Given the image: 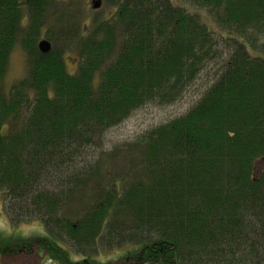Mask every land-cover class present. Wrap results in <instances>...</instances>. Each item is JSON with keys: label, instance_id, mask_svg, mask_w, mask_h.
<instances>
[{"label": "trees", "instance_id": "16d2710c", "mask_svg": "<svg viewBox=\"0 0 264 264\" xmlns=\"http://www.w3.org/2000/svg\"><path fill=\"white\" fill-rule=\"evenodd\" d=\"M106 1L115 17L101 40L100 28L77 35L71 74L63 53H38L49 0H0L4 214L15 225L38 220L48 236L34 244L60 264L106 244L129 248L113 264H264V0H182L208 10L225 37L173 0ZM18 45L27 76L6 92ZM208 60L222 61L213 87L185 115L110 152L109 183L83 160L135 110L182 99ZM73 163L66 181L51 172ZM76 199L88 210L73 224ZM31 243L17 247L31 253Z\"/></svg>", "mask_w": 264, "mask_h": 264}, {"label": "rangeland", "instance_id": "374dc122", "mask_svg": "<svg viewBox=\"0 0 264 264\" xmlns=\"http://www.w3.org/2000/svg\"><path fill=\"white\" fill-rule=\"evenodd\" d=\"M90 3L89 0H75L70 2L49 0L50 6L47 7L49 19L42 29L39 40L43 37H48L51 43L54 42L58 45V47L55 46L58 50L61 49L59 48L60 44L66 46L65 49L61 50L64 51L63 58L67 70L71 74L76 72L79 64V50L76 44L78 41L72 44L70 41L67 42L66 40H71V35L74 33L80 36H88L91 32L99 28L101 30L96 37L97 40H101L107 28V26L104 28L102 25L110 22L115 17L116 8L108 4L106 0H104V4L99 11H95ZM173 3L185 8L191 14H197L208 28L211 27V30L214 29L218 34L223 33V31L216 27L211 15L206 9L191 6L182 0H173ZM60 16H62L64 20L58 22ZM28 22L29 18H26L23 22L24 31L28 27ZM222 35H224V37L226 36L225 33ZM220 40L222 41L221 38ZM220 48L224 50L222 60H226L228 58L227 46L221 45ZM27 59L26 52L18 45L11 55L8 72L4 80V90L6 92H8L15 83L22 81L27 76ZM221 62L217 64L219 65V69ZM218 68L212 63L208 64V67H205V70L202 72V79L194 82L193 85L188 87L186 91H184L182 99L178 102L169 106L150 104L132 113L123 123L109 132H106L101 137V143L98 149L95 148L91 153L98 155L101 152H105L110 155V152H114V150H124L127 145L133 143V139L139 138L146 132L185 115L203 97L209 85L216 81L218 77ZM103 157L105 156L103 155ZM108 160L109 159L102 160V158L98 160V162H101L103 165L102 170L103 175L106 177V180H104L106 183L111 181V172L115 171L113 166L108 163ZM121 161H123V159H121ZM3 198V195H0V241H2L0 247L7 249L12 246L11 248L16 249L18 252L14 250V252L9 254L0 255V264H60L48 256L47 250L43 251L38 248V245L34 244L35 239L47 238L48 236L41 223L35 220L20 225L12 224L4 214ZM87 210V204L81 202L80 199H76L75 203L68 207V217L71 218L74 224L76 223L77 217L84 215ZM24 241L32 242L31 253L24 249L19 250L20 248L17 247V243ZM128 249L129 248H122L114 250L107 244L101 245L97 250L100 253H92V256L86 259L87 261L83 260L84 256L82 255L74 256V254L70 253L71 258H73V262L70 264H113L120 257L125 256Z\"/></svg>", "mask_w": 264, "mask_h": 264}, {"label": "bare ground", "instance_id": "6f19581e", "mask_svg": "<svg viewBox=\"0 0 264 264\" xmlns=\"http://www.w3.org/2000/svg\"><path fill=\"white\" fill-rule=\"evenodd\" d=\"M116 11V10H115ZM208 11V10H207ZM210 28V31H215L214 29H212L211 30V27H209ZM208 28V29H209ZM77 34L76 33H74V34H72L71 35V40H66L67 42L68 41H70V43H72V44H74L76 41H77ZM42 41H47V42H49L50 43V45H51V50H50V52L48 53V54H50L51 52H53V51H57V52H60V53H63L64 51L63 50H61V49H65V47L66 46H62L61 44L59 45V48H61L60 50H58L57 49V47H58V45L57 44H55L54 42L53 43H51L50 41H49V39H48V37H43L42 39H40L39 40V42H38V45H37V49H38V53H40V54H42L41 52H40V50H39V44L42 42ZM263 42H264V37H263ZM260 43H262V41L260 42ZM263 44V43H262ZM55 46H57V47H55ZM155 47V44H153V48ZM37 52V51H36ZM42 55H47V54H42ZM117 51L116 52H114V53H112L111 54V57L112 58H116L117 57ZM63 60H64V58H63ZM64 63H65V61H64ZM207 63L208 64H210V63H212L215 67H217L218 68V66L219 65H217L218 63L216 62V61H214V60H208L207 61ZM208 64H206V67H208ZM205 70V68H203L200 72H198V73H196V72H194V79L192 80V82L189 84V87L191 86V85H193L194 84V82H197V81H199V80H201L202 79V72ZM219 71H220V69L218 68V70H217V73H219ZM96 81H97V79H96ZM215 83V82H214ZM213 83V84H214ZM213 84H211V85H209V88H208V90L210 89V88H212L213 87ZM208 85V84H207ZM207 90V91H208ZM186 91V90H185ZM206 91V92H207ZM205 92V93H206ZM204 96V95H203ZM200 101V100H199ZM198 101V102H199ZM151 103H149V104H147V105H150ZM147 105H145V106H147ZM145 106H143V107H141L140 109H142V108H144ZM162 106H166V105H162ZM167 106H169V105H167ZM140 109H138V110H140ZM135 111H137V110H135ZM134 111V112H135ZM134 112H132V113H134ZM125 120H127V119H125ZM124 120V121H125ZM124 121H120V123H118L117 124V126L118 125H120L121 123H123ZM158 127H161V125L160 126H158ZM158 127H156V128H158ZM114 128H116V125L115 126H113V127H110V128H108V130H106V132H109L110 130H112V129H114ZM156 128H154V129H152V130H150V131H148V132H146L144 135L146 136V135H148V134H150L153 130H155ZM142 137V136H141ZM140 138V137H139ZM135 142H138V138H135V139H133V143H135ZM103 155L106 157V158H104L103 157ZM30 157H27V160L29 159ZM103 159V160H105V159H109L110 160V157H109V155L107 154V153H105V152H101V153H99L98 155H94V154H92V153H90V154H88L87 156H85L84 158H83V160L84 161H86L87 162V164L90 166V167H92L93 169L95 168H102L103 167V165L102 164H98V162L95 160V159H97V160H100V159ZM32 160V159H31ZM31 160H28L30 163H33ZM108 163H109V161H108ZM131 164L129 163V161L127 160H125L124 162H123V166H124V168L125 167H129ZM258 165V168L260 169L261 168V166H260V164H257ZM67 166H68V169H70V170H72V171H75V170H77V168L79 167V166H81V165H79V164H77V163H73V164H69V165H66V166H63L62 164H60V165H56V168L53 166V167H51V172H54V176H55V178L56 179H58V180H63V181H66L65 180V178L63 177V175L61 174V172H67ZM256 176L258 175V173L256 172V174H255ZM47 178V177H46ZM47 180H48V178H47ZM242 249H244V247H241ZM247 250V249H246ZM247 252H248V250H247ZM249 253V252H248ZM232 254H234L235 255V257L237 258V259H239V260H243L244 259V254H242L241 252H239L238 250H236L235 248H234V251H233V253ZM245 254H246V252H245ZM174 258L176 259V258H178L177 256H174ZM253 260H252V263L253 264H256L257 263V258H252ZM141 264H148V263H146V262H144V263H141ZM155 264H158V263H155Z\"/></svg>", "mask_w": 264, "mask_h": 264}, {"label": "water", "instance_id": "95a60500", "mask_svg": "<svg viewBox=\"0 0 264 264\" xmlns=\"http://www.w3.org/2000/svg\"><path fill=\"white\" fill-rule=\"evenodd\" d=\"M101 7V2L100 1H96L94 3V9H99ZM39 50L42 54H48L51 50V45L49 42L47 41H42L40 44H39Z\"/></svg>", "mask_w": 264, "mask_h": 264}, {"label": "flooded vegetation", "instance_id": "af4514ba", "mask_svg": "<svg viewBox=\"0 0 264 264\" xmlns=\"http://www.w3.org/2000/svg\"><path fill=\"white\" fill-rule=\"evenodd\" d=\"M64 2H70V1H75V0H63ZM96 1H100L101 2V7L103 6L104 4V0H89V2H91L90 4L93 6V9H94V3ZM101 7L99 9H94L95 11H99L101 9Z\"/></svg>", "mask_w": 264, "mask_h": 264}]
</instances>
